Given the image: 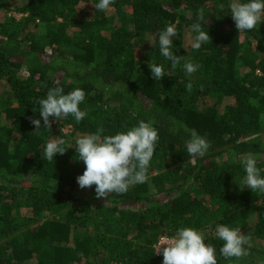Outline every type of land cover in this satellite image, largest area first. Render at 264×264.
Segmentation results:
<instances>
[{
	"label": "trees",
	"instance_id": "trees-1",
	"mask_svg": "<svg viewBox=\"0 0 264 264\" xmlns=\"http://www.w3.org/2000/svg\"><path fill=\"white\" fill-rule=\"evenodd\" d=\"M6 2L0 0V264H163L154 245L180 228L202 231L218 264H264V193L243 183L241 162L252 154L264 178V18L240 32L231 0H115L107 11L93 7L99 0H23L17 20L3 11ZM82 7L90 13L82 16ZM200 10L211 40L196 50L191 25ZM170 24L178 33L171 51L183 57L175 68L158 41ZM186 60L200 65L191 76ZM153 64L164 69L160 81ZM56 87L63 94L82 89L86 116L49 118L66 152L48 161L42 155L53 139L37 101ZM140 121L158 132L147 182L107 199L96 198L95 185L81 189L85 165L76 140L98 128L102 138L127 132ZM192 129L211 145L195 160L186 147ZM217 224L248 235L250 254L221 257Z\"/></svg>",
	"mask_w": 264,
	"mask_h": 264
},
{
	"label": "clouds",
	"instance_id": "clouds-1",
	"mask_svg": "<svg viewBox=\"0 0 264 264\" xmlns=\"http://www.w3.org/2000/svg\"><path fill=\"white\" fill-rule=\"evenodd\" d=\"M115 0H99L93 7L97 11H107ZM232 19L238 31H250L262 23L264 18V0H250L241 3L233 0L230 4ZM203 10H200L196 22L191 25L192 31L197 33L192 47L199 50L203 43L211 40L208 32L202 30L205 24ZM178 35L176 26L170 24L166 30L159 33L158 41L161 55L171 62L173 68L181 63L183 57L174 55L173 38ZM149 43H151L149 41ZM200 65L186 60L183 68L187 75L196 73ZM153 80L160 81L166 74L162 66L155 64L149 67ZM192 84L187 85L191 91ZM63 88H52L47 92L45 99L38 100L39 114L46 129H51L52 121L73 116L80 122L86 116L79 105L85 100V92L75 89L68 94H63ZM36 133L41 132V121L32 119ZM103 128H98L96 133L80 137L76 140V152L79 160L83 161L85 171L77 178L81 189L91 188L95 185L96 198H108L110 194H124L136 184L146 183L148 180V167L154 155L158 132L151 123L140 121L138 126L127 132L104 136ZM189 139L186 142L187 153L193 160L204 157L210 148V143L200 136L195 129L188 131ZM64 140L55 138L46 143L43 159L52 161L59 153L63 155L66 150ZM246 176L243 183L252 190L264 193V178L260 176L257 160L252 154L242 158ZM216 236L224 243L219 249L220 256L225 259L248 256L250 253L245 248L250 237L242 234L241 229H232L228 226L217 224ZM156 255L162 254L163 264H218L217 252L213 245L205 243L204 233L193 228H180L175 235L169 237L162 235L154 245Z\"/></svg>",
	"mask_w": 264,
	"mask_h": 264
},
{
	"label": "rangeland",
	"instance_id": "rangeland-1",
	"mask_svg": "<svg viewBox=\"0 0 264 264\" xmlns=\"http://www.w3.org/2000/svg\"><path fill=\"white\" fill-rule=\"evenodd\" d=\"M231 2H233V0H231ZM6 7L3 8V11L6 13V15L9 17H13L15 19H20L22 17L21 14H19L17 11L18 9L20 8V6L22 5L23 3V0H7L6 2ZM83 11L81 13L82 16H86L87 13H90L89 9L88 8H85V7H82ZM108 17L110 18H114L116 19V16H115V13L113 11H109L108 14H107ZM187 31V30H185ZM69 33V32H68ZM41 37V34L39 35V38ZM192 37L188 34V32H185L184 35H183V42H184V45H189L191 42H192ZM149 45L147 43L144 42L143 44V49H142V52H141V56L143 55L144 53V50L148 47ZM229 103V101L227 99H225L221 105H220V108H219V111L220 112H223L224 111V107ZM60 131V130H59ZM50 132H51V135H52V139H55V138H58L59 137V133H58V130L57 129H54V128H51L50 129ZM61 132L63 134H68V131L66 128L64 129H61ZM75 139V138H74ZM259 140L264 144V122H263V132L261 133V135L259 136ZM73 138L70 137L67 139V144L68 145H73L75 146V144H73ZM150 191H151V194H153V190L152 188H150ZM253 225V221H250V226L252 227Z\"/></svg>",
	"mask_w": 264,
	"mask_h": 264
}]
</instances>
